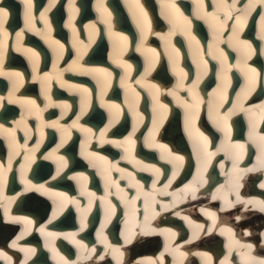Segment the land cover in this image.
Returning a JSON list of instances; mask_svg holds the SVG:
<instances>
[{
    "label": "bare ground",
    "instance_id": "obj_1",
    "mask_svg": "<svg viewBox=\"0 0 264 264\" xmlns=\"http://www.w3.org/2000/svg\"><path fill=\"white\" fill-rule=\"evenodd\" d=\"M46 1L47 0H33V6H34L33 15L35 16L34 25L35 28L40 29L42 31L44 30V23L42 20H40L39 17L40 14L44 12L45 8H43V5L46 3ZM61 1L62 0H57L55 7L51 8V10L47 13L48 20L51 23V27H52V33H51L52 37L59 40L65 46L63 57L62 59L59 60L58 64L55 54L53 53L52 49L49 48V46L44 42V40L40 36L36 35L34 31H29L24 26L22 27V31L24 32L22 39V47L31 48L40 54L39 74L43 75L45 73H52L54 64H57L58 69L67 68L68 65L72 63L73 60L77 59V49L76 47L73 46L74 40L77 46H79V41H83L84 45H87L86 55H83L79 63L87 68H93V69L103 68V69H107L112 73L111 84L104 90V96H103L104 102L108 103L105 100V98L107 95L110 96L111 95L110 92H113V90H118L122 92L123 95V104L121 106L122 111L120 114L119 121L109 129L110 131H112V128H114L117 125L126 126L128 124L129 132L132 133L133 126L138 123L137 119L133 116V111L129 108L128 103H126V99H130L129 96L132 97L133 95L130 89H135V92L139 93V96L137 98V110L139 111V113L143 115L144 119L142 122L138 123L137 131H136L137 136L133 137L136 141L134 148V156L136 157L137 154H139L140 156H143L141 158L147 157L150 159V160L148 159L149 161L146 162L142 160L140 161H142L145 164L155 165L156 167L161 169L163 175L160 181L157 183L158 189L164 186V184L161 183L163 179L171 178L173 165L160 159V155H161L160 149L149 148L146 146L145 139L148 137L149 132L152 130L153 118L156 114L153 113L154 103L148 102L150 105L148 104V107H145L142 106L143 104L140 105V102L142 98L146 99L148 96L152 97L148 87L146 86L147 84L157 85L155 80H157L158 83L160 82L159 80H162L163 82H169V87L168 84H165L164 89H160L161 92L159 95V100L162 104L167 105L168 110L166 113V118L163 120L162 125L159 127V131L156 134L155 139L157 143L167 145L168 149H170L174 154L181 155L184 157L183 167L181 168L178 177L171 185L169 191H178L180 189L185 188L187 185L192 183L194 179L197 178V169L199 167V163L197 160L196 150L193 145V140L191 138H188L189 135L185 127V109L180 105V103H178L175 97L168 94L170 91L176 88L179 78L172 72V64L169 60L168 51H166L165 41L160 39V35H166L170 30H172V25L165 18L167 14V10L163 6V4L166 3L167 0H139V3L143 5L144 10L148 13V17L151 20V26H152V34L147 37L144 44V49H155L156 53H158L156 62L147 76H145V69L149 67V59H146V57L151 58L152 53H148L145 51H136L137 46L140 44V31L137 28L134 19L135 9L133 7H130L131 0H129L128 3H126L125 0H103L104 7L107 8L108 12L111 13V23L113 25V32L121 33L122 35L128 37L129 47L122 57L123 60H126L128 63L132 65L131 76L129 80L126 82V84L130 86V89L128 90H126V87L121 86V78L124 76L123 69L117 67V65L113 63V42L118 38L109 36L107 25L103 22V15L100 11L97 10V0H90L89 4H86L85 2H82L80 0H74L75 7L79 8L80 10L79 13L75 14L74 19L72 20V23L78 33L77 37H74L72 29L67 27L69 22V16L71 15L69 12V0H67L66 5L64 4L61 5L60 4ZM146 1L147 4L145 3ZM175 2L177 6L180 8L181 12H183L184 15L191 20L192 34L195 35L197 40L200 41V44L203 49L200 55L194 56L193 49L189 48L187 38L183 34H181L179 29H177L175 35L171 37V43L175 45L180 52L179 65L185 70V72L188 73L187 79L185 81V89L189 87L196 80L197 62L201 59L206 60L208 62V74L202 77L199 83L198 90L200 96L203 97V102L200 104V108L203 105H205L206 110H208L209 102L213 99L212 93L221 83L219 78V70H220L219 62L212 58L211 55L212 49L209 48V45L213 43V39H212L213 32L212 29L209 27V22L207 20H202L197 18L196 15L197 5L195 3V0H175ZM203 2H204V10L208 14L216 13L219 16L220 20L222 21L225 20L224 13L217 11L218 0H203ZM226 2L227 4L230 5L233 2V0H226ZM80 3L83 5H81ZM246 3L247 0H239V3H237L236 7L242 9L246 5ZM48 5H49V0H48ZM48 5L46 6V8L48 7ZM0 7H4L9 13L7 21L5 23V29L7 31H11L8 30V28L12 29L15 25H18V23L14 22V20L18 21V18L20 19V22L21 20H23L24 23V15H23L24 5L22 0H0ZM17 8L19 9V13L16 11H12V10H17ZM56 9H58L57 12L55 11ZM90 10H92L93 14H90ZM64 11L66 12V15H63ZM81 11L82 13H80ZM262 12H264V8L257 6L256 10L249 17L247 25L244 27V30L241 33V38L250 42L253 48L255 49V54L252 55L247 62L251 67L256 68L257 71L261 74L259 83L255 91L248 97L247 101L244 104L245 108L264 104V98L259 99V97H264V40L260 39V23H259V18ZM57 13L59 15L56 17ZM236 15L237 13L233 11V18L227 20V28L226 30L223 31V38L225 40L228 38V36L231 35V28L235 24ZM122 19L125 21V23L122 21ZM92 24L96 26L95 29L89 27V25ZM121 28L123 31H121ZM12 30L16 33H18L19 31L18 28H13ZM14 32H11V34L9 33V38L7 40V49L5 52V58L3 63V70L6 72L22 73L24 76V83L23 86L20 87L14 93L15 96L18 98L34 99L36 103L39 105V107L41 109H44L47 101L44 99L41 93L40 82L38 80H33L32 65L29 59L27 58V56L25 55V53L23 51L16 50L17 48V44L15 40L16 33ZM219 47L222 48L227 54L229 64L233 65L229 73L231 77V86L227 89V103L223 106V109L227 108L225 110L227 111L233 104L236 103V96L240 92V89L244 87L245 78L243 74L239 71V69L235 67L236 62L240 59V53H238L233 48L229 47L227 44L224 43H221ZM94 51H96L97 53H94ZM65 57H66V63H62L65 62L64 61ZM97 60L99 61L98 63H96ZM50 62H51V66L48 71L42 68L43 66H47V64L49 65ZM257 62L259 63L257 64ZM140 65L143 66V69L138 70ZM70 77L72 78V83H70L71 81ZM142 77L144 79L143 82L140 84L138 83L132 84L130 82V80H132L133 78H138V80H141ZM63 79L70 84H76V85H78V83L76 82L79 81L84 82L83 84H79V85L89 89L91 93L89 98V107L87 109L86 114L83 115L82 118L87 117V119H89L91 122H93V120H99V119L101 120L102 118H104L106 119L108 125V121L110 119L109 111L107 108L103 107L101 103H97V100L101 101V85L97 83L96 79H94L93 76L91 75L79 74L77 72H65L63 74ZM171 81L172 83L170 84ZM238 83H240V85ZM212 85H214L213 87L214 89L212 91H208V92L203 91L204 89L210 88ZM28 89H30L32 92L31 96L27 94L29 93ZM10 91H12L11 81L7 77L0 76V97L6 98ZM63 92L65 93L66 99H58L62 97V95H64ZM178 94L182 99L187 100L189 103L192 102V97L189 95V93L186 90L179 89ZM50 95L52 96L53 101L56 103H68L71 105V109L67 112V115H72L76 111L79 112L78 114H80V108H81L80 93L75 91L70 92L66 87L63 88L60 87L59 83L53 80L51 83ZM95 101L97 105H95ZM249 101L256 103L249 104L248 103ZM124 107L126 108L124 109ZM175 107H178L179 110L181 111L180 115L174 113V111L176 110ZM51 108L55 113L61 115V109L55 107H49L42 112L44 121L46 120L47 117L46 116L47 110ZM172 108L175 109H173V111L170 112ZM225 111H221V114H223ZM23 112L24 109H22L18 104H10L7 102V99L4 100L3 106H0V116L8 117L11 115L13 118L16 119V122L20 120L21 114ZM67 115H65L64 118H66ZM82 118L80 119L79 123L81 125H84L82 124L84 123ZM230 119H231L230 123L231 125H234L235 131L237 133L242 132L241 135L247 138L246 142L239 141L242 138H238L237 136H234L232 130V142L244 143L247 145V149H248L246 150V154L239 166L241 168H251L254 165H256L257 157L260 155V153L256 145L253 144L248 139L250 126H247L245 130V123L249 122L248 116L243 112H239L233 115ZM197 120L195 121V127L199 128V130L203 132L206 136H208L209 139L211 138V135L213 136L214 132L219 134V141L217 142V145L215 146L211 145L210 148L211 151H215L217 148L220 147L221 142L224 139L223 134L216 129L210 118L207 117L204 118V120L202 119L204 121V124H200V125H197L196 123ZM16 122L15 124L12 123L11 126L9 127L5 126V123H2V125H4V127L7 129H13L16 128ZM45 122H53V121L46 120ZM27 124L32 130V135H35L36 139L40 140L39 141L40 144H45L46 141L49 139V136L52 137L54 136V134L56 135L55 137H57L60 143L61 133L57 129L47 128V127L43 128L44 138L43 140H41L39 134V128H40L39 121L34 116H31L27 118ZM257 124L263 125L261 130H259V126H257V131H259L261 134H264V122H260L259 120H257ZM70 125L71 124L67 123V125L65 126H70ZM118 131L121 132L119 129ZM70 132H71V137H70L71 140L74 139L78 140L79 137L81 138L82 142L78 143V147H77L78 149H74V153L75 152L77 153L73 155L71 161L68 160L64 154V157L68 160V166L69 164H73V167H76L77 169L80 166H83L82 165L83 162H86L87 166L85 167H88V170L76 171L73 174H69V170L67 167L62 172L63 175L61 173L60 177L63 178V176L65 175V178L68 179L67 183L69 182L71 184L69 186L72 188L76 187L75 189L78 195L77 197L75 198L73 197V198L78 199L80 201L81 207H87L89 199L92 198L88 195L80 196V184H78L77 181L71 179V177L73 175L83 174L87 177L86 184H89L91 181H92L91 185L93 183L95 184V181L98 179L97 181L98 184L103 183L101 187H104L105 181L100 174L101 166L103 165V162H99L98 167L93 168L89 163V161L80 155L81 145L84 143L85 140V134L75 128H71ZM19 134H23L25 136L24 131L22 129H17L16 131L17 140L19 138ZM99 134L100 132H95V136H93L91 144L88 146L87 151L96 152L98 155L106 157L107 160L111 162L112 159L109 157L110 154H113L115 156L116 153H118L120 155L118 157V160L112 163L117 164L120 168L124 169L125 171L121 173L112 170L111 178L113 181H117L119 183L120 188L124 189L128 193L127 198L132 199L136 195L137 188L129 187V185L130 183L134 184L136 181H138L135 177L134 180L132 177H127L128 173H132L133 176L137 175L139 180L142 179L143 182H140V184L147 185L144 187V191L151 192L152 191L151 185L155 180V175L151 172L141 171L139 166H137L135 163L125 160L124 159L125 153L123 148H117L114 144H108V143H105L101 146L98 139ZM32 135H31V139L33 137ZM215 135L216 134H214V136ZM0 138H1L0 151H3L4 153L8 146L7 145L8 140L5 139L4 135H0ZM31 139H28L27 142H29V140ZM70 139L67 140V142L64 144L63 147L60 148V150L63 149L65 150V148H68L69 150ZM107 139L122 142L126 138L121 139L119 137H115V138L107 137ZM253 147H255L257 150L256 156L249 157L247 158L246 161H244L249 149L252 150ZM181 149H183L184 151H180ZM10 151L8 152L9 154ZM249 152L251 153L252 151ZM56 155H60V154L56 153ZM138 158L136 159L139 160ZM46 161L50 163L48 164L46 163ZM192 162H194V165H191ZM221 163L225 165V168L223 170H221L220 168ZM38 164H37L38 166L36 167L38 171L47 170L48 172L49 170H52L53 174L55 175L56 164L54 163L53 160L43 159ZM5 167L7 166L5 165ZM34 167H35L34 164H32L31 169H34ZM129 168H132L134 171H132ZM231 168H232L231 160L228 158L225 152H221L220 154H218L213 158L211 162V166L208 168L207 172L205 173L204 178L208 181V183L200 188L198 192V198L196 200L188 199L186 202L179 203L175 207L170 208L168 211H163L161 205L159 204L155 205V209L156 211L160 212V215L151 221L153 227L171 228L173 231L177 232V237H176L177 239L180 236V234L184 233V231L181 228L186 225L185 231L187 232L188 239L182 241L181 237H179L177 242L175 239L174 243L172 244V247L174 248L180 247L181 251L184 250V252L189 253V255L183 259V264H197V263L204 264V261L201 260L199 256L192 254L190 251H192L193 253L207 252L210 255L212 253H215L216 256H218L221 252L224 251L226 252L227 255L223 258V260L227 257L231 261V264H243V261L241 260L240 252L246 250L234 249L231 256H229L227 237L219 235L218 231L213 232L211 235H205L202 233L200 239L195 240L197 242H193L190 244L187 243V241L191 240L192 238V233L195 230L196 224H202L205 229L211 226L210 219L200 211L201 208L219 212L218 215L220 217L221 225L232 227L236 233V238L240 240L241 243L244 244L251 243L252 245H254V249L257 248V251H253L252 253L254 256L264 257V235H262L264 234V213H261L258 209H255L252 206H249L248 211H244L243 205H237L233 209L220 212L219 209L223 206V202L219 199L212 200L211 198L213 194H217V189H221L222 191L226 190V186L228 184V178H229L228 174L231 172ZM30 175L31 177L36 176L32 172L28 171L26 173V176H30ZM115 176H118L120 178V181ZM12 177L13 180H11ZM208 177L210 178L214 177V181H216V183H210ZM10 180L12 181L13 184L16 182H20V168L11 170V172L8 173L7 184H12ZM242 183H243V187L240 189L242 198L246 200L247 199L264 200V189H261L259 187L261 183H264V171L248 173L244 177ZM251 188H252V193H249V189ZM88 189L89 187L87 186V190ZM99 190L100 189H96L97 191L96 192L93 189H89L88 192L95 193L96 197H102ZM109 190H111V188ZM115 193H117V190ZM122 195L123 193H120L118 195L114 194V196H118V198ZM26 198H27L26 199L27 205L36 207L33 209L32 212V214L35 213V215L30 217V219H32L35 223H36V216H41L42 212H48L51 209V205L52 208L54 207L53 202L52 201L50 202L51 199L50 200L48 199L49 197L43 196L35 192H31L30 194L27 195ZM156 199L161 200L163 203L171 204L172 202L171 196L157 195ZM97 200L99 199H93V205L91 209H93ZM110 200H114V198L111 197ZM140 201L142 204L139 203ZM144 201L145 198L143 195H141L140 198L137 200V204H136V208L137 209L139 208V210L136 213V215H138V217H136V220L140 222L143 221L142 219L145 215V212L142 213L141 211V208H143L145 211ZM15 202H17V199ZM13 205L14 203L10 205V210L13 209L11 208ZM121 205L123 207L124 203ZM71 206L73 207L74 212L73 214H71V216L68 217V219L75 218V221L70 220L67 223L68 227H66L67 225L63 226L64 223H62V221L57 222V220H55L52 224H49L50 229L48 230L56 233L77 232L78 233L77 239L81 240L86 245L88 244L87 242L89 241H85V240L89 236L92 235L94 237L96 236V239H94L95 242L93 243L97 244V246L93 245L92 247H90L89 245H87L89 249L91 248L96 249L95 252L96 255H92L90 259H81L82 254L80 249H78L76 245L71 243L70 241L63 239L62 236L54 241V245L57 251L59 252V255L69 260L70 264H77V263L78 264H110L111 262H113L112 264H116V260L113 259L112 255L110 254V250L107 249L104 244L100 243V237L97 236V233L100 231V225L104 223V217L102 216L100 217L101 208H95L93 214L91 215L92 219H99L97 225L92 226L91 224L92 222L89 223L87 220L88 227L90 224L92 229L91 227H89V229L86 230L88 228L87 227L83 232H80L79 231L80 213L76 210V207L74 205ZM122 207L120 206V204L116 207L115 215L111 218V222H110L111 226L117 229H120V227H118L117 225L120 222L119 219L125 216ZM102 208L104 214L103 205ZM66 210L61 215H59L58 218H61L62 216L64 217L65 215L64 213L66 212ZM91 211L92 210H90V212L88 213V216L91 213ZM126 211L128 212V209ZM176 212H180L182 216H188L194 222L193 226L190 227L186 220H183L180 217L176 216L175 215ZM148 214L149 215L151 214V209H149ZM221 214H223V217H221ZM14 215L22 216L21 214H14ZM238 215L242 217L239 221L235 219V217ZM2 216L5 219V220L3 219V221H6L5 216L4 215ZM24 217H28V216H24ZM253 217L259 220L256 221ZM131 220L132 222H130L128 225L130 228L135 227V223H136V221L133 220L132 218ZM110 223L104 229V235L107 236V238L109 235H114L113 228H109ZM18 226L23 227L21 224L2 222L0 218V236H2V239L0 240L3 239L5 240V238H7L8 236L7 233H9L11 230L15 231ZM244 226L247 227L243 228ZM38 229L34 225L33 230L29 233V234H31L32 232L34 234L36 233L38 238H41L44 242V246L35 247L36 249L35 255L37 254L39 249L44 247L49 251V259L48 257L46 258V260H48V264H60L59 256L54 259L53 258L54 253L49 248L45 247V239L39 233ZM121 232L123 233V235L125 234V226L122 227ZM246 233H250V234H246ZM213 237L215 239L214 242H212L211 239ZM162 238L164 237L160 235L138 236L132 243L122 244L121 243L122 239L121 238L119 239L118 237L119 245L114 247H120L124 252L126 251L127 253H130L132 255L131 257H129L128 255L125 254L123 258L124 264H135L136 261L147 260L149 258L153 260H157V258L155 257L158 256L159 258L161 253H163V264H179V260H180L179 257L174 258L171 253L164 252L165 245L161 243ZM110 240L111 239L108 238L109 242ZM156 241H158V243H156ZM26 244L27 243H23L20 245L25 247ZM63 246L67 249V251L63 248ZM71 249L73 253L70 256L68 254L69 253L68 251H70ZM2 250L3 248L0 247V251ZM62 250L65 252L66 255L63 253ZM13 252L12 251L5 252L8 256L12 258V261L15 256ZM41 253H43L42 255H45L44 252ZM35 255L32 256V258L28 261L29 263L33 264L32 260L35 257ZM88 255H89L88 252L83 253V256L85 257H87ZM101 255L104 256L103 260L99 259ZM233 256L234 258L232 259ZM69 257L71 259L73 258V261L69 259ZM235 257H237V259H235ZM41 258H44V256H41ZM111 259L112 261H110Z\"/></svg>",
    "mask_w": 264,
    "mask_h": 264
},
{
    "label": "snow or ice",
    "instance_id": "obj_2",
    "mask_svg": "<svg viewBox=\"0 0 264 264\" xmlns=\"http://www.w3.org/2000/svg\"><path fill=\"white\" fill-rule=\"evenodd\" d=\"M24 5V27L29 31H34L36 35L40 36L44 42L52 49L53 53L57 58V64L63 57L64 44L59 40L52 37V27L48 20L47 13L51 8L55 7L57 0H49V5L44 9V12L40 14V20L44 23V30L35 28L33 15V0H22ZM126 3L129 0H125ZM197 5V18L202 20H207L209 22V27L213 32V43L209 45L212 49L211 55L214 60H217L220 65L219 78L220 85L217 86L216 90L212 93L213 99L209 102V118L211 119L213 125L218 131H220L224 139L221 142L219 148L215 151H211V140L199 128L195 127V121L198 119L200 113V104L203 102V97L199 93V83L203 76L208 74V62L206 60H199L197 62V76L195 82H193L189 87L185 89V81L187 79L188 73L180 67V52L175 45L171 43V37L175 35L176 30L179 29L181 34H183L189 44V48L193 49L194 56H198L202 53L203 49L200 41L197 40L196 36L192 34V22L191 20L181 12L180 8L177 6L175 0H167L163 6L167 10L165 18L172 25V30H170L166 35H160V39L165 41L166 51H168L169 60L172 64V72L179 79L176 88L170 91L168 94L175 97L180 103V105L185 109V127L188 132L189 137L193 140V145L196 150L197 160L199 167L197 169V178L192 181L185 188L178 191H169L171 185L174 183L178 177L181 168L184 164V157L181 155L174 154L167 145L159 144L156 142V134L159 131V127L162 125L163 120L166 118V113L168 110L167 105L162 104L159 100L160 88L155 84H147L150 94L152 95L153 113L156 114L153 118L152 130L149 132L148 137L145 139V144L149 148H157L161 150L160 159L166 161L173 165V171L171 178L168 179L167 183L164 184L162 188H157V183L160 181L163 172L160 168L155 165L145 164L140 160H137L134 156V148L136 141L133 138L137 131L138 123L142 122L144 117L137 110V98L139 93L135 92V89H130V86L126 84L129 80L132 72V65L126 60H123V54L127 51L128 37L122 35L121 33L113 32V25L111 23V13L108 12L107 8L104 7L103 0H97V10L103 15V22L107 25L108 33L110 37H117V40L113 42V63L120 67L124 71V76L121 78V86L126 87V90L130 89L132 92L131 99H126L129 108L133 111V116L137 119L138 123L133 126L132 133L124 141H116L107 139L106 133L109 129L119 121L121 114V107L119 104L105 103L103 96L104 90L110 86L112 73L107 69L103 68H87L79 63L83 55H86L87 45H84L83 41H79V46H77L75 40L73 46L77 49V59L73 60L67 68L58 69L57 64L53 65L52 73H45L43 75L39 74V62L40 54L31 48L22 47V39L24 32L20 31L16 33L15 40L17 44V51H23L32 65L33 80H38L40 82L41 93L44 99L47 101L44 109H41L34 99L18 98L15 96V92L23 86L24 76L20 72H6L3 70V63L5 58V52L7 49V40L9 38V32L5 29V23L9 16L8 11L4 7H0V76L7 77L11 81L12 91L8 93V96L0 97V106H3L4 100L10 104H18L24 112L21 114L20 120L16 122V128L7 129L4 125L0 124V135H4L5 139L8 140V147L11 150L7 167L4 164H0V208L4 210V216L6 222L13 224H21L23 230L20 235L16 237L11 243V248L18 249L20 252L24 253L23 264H28V261L35 255L36 249L31 247H23L19 244V241L24 238L26 234H29L35 225V222L24 216H15L10 214V205L15 203L17 197H7L4 195V187L7 184L8 173L12 170V156L13 154L19 155L21 149L26 150V154L23 159L24 164L20 165V182L24 185L23 192L20 195H24L28 192H35L43 196L49 197L53 202V211L51 213V218L47 220V223L39 227V233L45 239V247L49 248L53 253V258L59 256L60 264H70V262L63 256L59 255L54 241L63 237V239L70 241L75 244L81 251V259H90L92 255L95 254L96 249H89L86 244L81 240L77 239V232L69 233H56L48 230V225L52 224L61 215L69 205H74L76 210L80 213V232H83L88 227V213L90 212L93 199H99L104 205V223L100 225V231L97 236L100 237V243L104 244L107 249L110 250V254L113 259L116 260V264H124L125 252L120 247H114L109 241L107 236L104 235V229L111 222V218L115 215L116 206L109 199V196L114 194L123 193L119 198L123 201L126 209H128V215L136 221L135 227L130 228L126 222L125 224V234L124 243H132L138 236H151L160 235L163 236L166 243L164 247V252L171 253L174 258L179 257V264H183V259L186 258L189 253L181 251L180 247H172L174 243L177 232L173 231L171 228H158L153 227L151 221L160 215V212L156 211L155 205H161L163 211H168L170 208L175 207L179 203H184L188 199L196 200L198 198V192L201 187L206 185L208 181L204 178L205 173L211 166V162L215 156L221 152H225L228 158L232 162L231 172L228 174V184L226 190L222 191L217 189V194L212 195V200H221L223 206L219 209L220 212L227 211L229 209L235 208L237 205H243L244 211L249 210V206L258 209L261 213H264V200L257 199H244L241 196L240 189L243 187V179L248 173L264 171V134L257 131V120L264 122V104H260L254 107L245 108L244 104L248 97L255 91L261 74L256 68L251 67L248 64V60L252 55L255 54V49L252 44L247 40L241 38V33L244 27L247 25L248 19L251 14L256 10L257 6L264 8V0H247L246 5L240 9L236 5L239 0H233L229 5L226 0H218L217 11L223 12L225 15V20H220L216 13L208 14L204 10L203 0H195ZM130 7L135 9L134 19L136 26L140 31V44L137 46L136 51H145L152 53V57L149 59V67L145 69V76H147L152 70L158 53L155 49H144V44L149 35L152 34L151 20L148 17V13L144 10L143 5L139 3V0H131ZM79 8L75 7L74 0H69V22L67 27L72 29L74 37L78 36L77 30L74 27L72 20L75 14L79 13ZM233 11L237 13L235 16V24L231 28V35L225 40L223 38V31L227 28V20L233 18ZM260 23V39L264 40V12L261 13L259 18ZM90 28L95 29V25H89ZM159 35V34H158ZM221 43L227 44L229 47L233 48L235 51L240 53V59L236 62L235 67L243 74L245 78L244 87L240 89V92L236 96V103L233 104L227 111L221 114V109L224 104L227 103V89L231 86V77L229 75L233 65L229 64L228 56L225 51L219 47ZM65 72H77L79 74L91 75L96 79L97 83L101 85V105L108 109L110 119L108 121L107 127L99 134V143L102 146L105 143L114 144L117 148H123L125 156L124 159L129 162L135 163L139 166L141 171L151 172L155 175V180L151 185L152 191L145 192L144 186L136 181L134 184L129 185V187L137 188L136 195L132 199H128V193L120 188L117 181H113L111 178V171L115 170L123 173L125 170L120 168L117 164H113L108 161L106 157L98 155L96 152L87 151L88 146L91 144L93 136L95 133L89 127H85L79 123L83 115L86 114L89 107L90 91L89 89L76 84H70L63 79V74ZM143 77L141 80L136 81L140 84L143 82ZM55 80L59 83L60 87H66L70 92L75 91L81 95V108L80 114L76 116V119L70 126H65L60 123V120L67 115V112L71 109V105L68 103H56L53 101L50 95L51 83ZM184 89L192 97V102L189 103L187 100L182 99L178 90ZM49 107H55L61 109L60 120L53 122H45L42 116V112ZM243 112L248 116L250 130L248 133V139L259 149L260 155L257 157V163L251 168H241L239 165L242 162L247 145L244 143H233L232 142V127L229 123L230 118L239 113ZM34 116L40 123L39 134L40 139L43 140L44 132L43 128H53L60 131V143L57 148L53 150L52 153L43 156L44 160H53L56 164L55 175L51 176V180H56L61 176V173L68 167V160L63 155H56L59 149L64 146L68 139L71 137V128L78 129L80 132L85 134L84 143L81 145L80 155L89 161L93 168L98 167L99 162H103L101 166L100 174L105 181V195L103 197H96L95 193H89L87 190V177L83 174L73 175L71 179L77 181L80 184V196L88 195L92 199H89L87 207H81L80 201L69 197L63 192H56L50 188L47 183H33L26 176V173L31 170V165L35 163L34 153L38 151L40 143L36 144L34 149L28 150L27 145H20L16 139L17 129H22L26 138L31 139L32 130L27 124V118ZM221 170L225 168L223 163L220 164ZM129 177L135 179L132 173H128ZM123 178V177H121ZM117 189V193H112L109 191L111 187ZM261 189H264V183L259 185ZM143 195L145 198V215L143 221L140 222L136 220L137 213V200ZM171 196L172 202L163 203L161 200H157L156 196ZM234 197V198H233ZM149 209H151V214H148ZM200 211L210 219L211 226L207 229L204 228L202 224H196L195 230L192 233L191 240L187 243H192L195 240L200 239L201 234L211 235L213 232L218 231L219 235L227 237L228 240V253L231 256L234 249H243L246 251H241L240 256L243 264H264V257L254 256L252 253L254 251V245L251 243H241L240 240L236 238V233L232 227L221 225L220 217L216 211H211L205 208H201ZM176 216L183 220H186L190 227L193 226L194 222L188 216H182L180 212L175 213ZM242 217L236 216L235 219L239 221ZM136 229H139L138 231ZM250 234V233H246ZM264 235V234H262ZM84 252H88L87 257L83 256ZM194 255L199 256L204 264H213V257L207 252H196ZM0 258L8 261L11 264L12 258L8 256L5 252L0 251ZM100 260L104 259V256L99 257ZM135 264H163V253H161L158 260H153L151 258L147 260L136 261ZM220 264H231V261L226 257L224 260L220 261Z\"/></svg>",
    "mask_w": 264,
    "mask_h": 264
},
{
    "label": "water",
    "instance_id": "obj_3",
    "mask_svg": "<svg viewBox=\"0 0 264 264\" xmlns=\"http://www.w3.org/2000/svg\"><path fill=\"white\" fill-rule=\"evenodd\" d=\"M83 2H85L86 4H89V2H90V0H83ZM86 6H88V5H86ZM90 14H92V11L90 10ZM59 14L57 13V16H58ZM122 21L125 23V21L122 19ZM125 29V28H124ZM126 30V29H125ZM124 129H126V128H124ZM214 134H216V133H214ZM116 155H117V153H116Z\"/></svg>",
    "mask_w": 264,
    "mask_h": 264
},
{
    "label": "rangeland",
    "instance_id": "obj_4",
    "mask_svg": "<svg viewBox=\"0 0 264 264\" xmlns=\"http://www.w3.org/2000/svg\"><path fill=\"white\" fill-rule=\"evenodd\" d=\"M254 218V217H253ZM255 219V218H254ZM256 221L257 220H259V219H255ZM212 239V242H214L215 241V239H214V237L213 238H211ZM156 243H158V241H156Z\"/></svg>",
    "mask_w": 264,
    "mask_h": 264
}]
</instances>
